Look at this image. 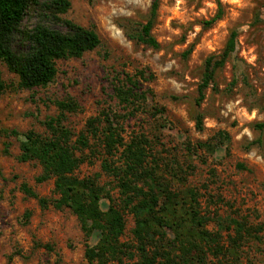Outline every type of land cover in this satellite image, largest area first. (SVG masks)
<instances>
[{
    "label": "rangeland",
    "instance_id": "rangeland-1",
    "mask_svg": "<svg viewBox=\"0 0 264 264\" xmlns=\"http://www.w3.org/2000/svg\"><path fill=\"white\" fill-rule=\"evenodd\" d=\"M152 1L70 0L65 17L93 28L100 46L81 58L58 61L54 81L44 88L0 95V264H87L84 250L94 241L84 237L68 209L50 204L43 209L23 193L25 185L38 198H57L53 180L36 183L41 170L35 162L16 159L21 138L2 131L41 133L40 122L56 114L53 102L70 97L81 110L68 114L66 124L77 133L102 109H119L113 88L125 75L138 79L146 104L123 122L124 140L144 134L158 143L157 150L163 146V155L168 152L183 165L186 185L197 191L200 211L210 219L206 228L220 234L223 250L233 236L226 229L230 220L248 229L260 227L240 243L237 256L239 264H264V128L256 127L264 123V0H158L151 29L157 50L126 37L137 24H145ZM218 4L221 19L205 28ZM231 31L237 33L233 57L216 71L214 85L196 105L204 62L221 53ZM139 71L145 78L138 77ZM0 72L6 83L16 82L1 63ZM197 115L202 116L201 131L195 126ZM219 133L226 139L219 140ZM196 143L214 144V152L193 149ZM99 170L95 161L76 175ZM125 221L124 242L133 228L130 215ZM208 260L218 264L211 253Z\"/></svg>",
    "mask_w": 264,
    "mask_h": 264
},
{
    "label": "trees",
    "instance_id": "trees-1",
    "mask_svg": "<svg viewBox=\"0 0 264 264\" xmlns=\"http://www.w3.org/2000/svg\"><path fill=\"white\" fill-rule=\"evenodd\" d=\"M70 9V0H0V63L16 77L15 83H6L0 72V95L8 90L44 88L54 81L58 61L81 58L100 46L93 28L65 17ZM157 9L158 0H153L145 24H137L126 37L157 50L159 44L151 35ZM221 16L218 4L215 16L203 26L209 28ZM236 37V31H231L221 53L205 60L196 105L214 85L216 71L233 57ZM124 77V82L113 88L119 109H102L77 133L66 124L68 114L81 110L70 97L53 102L56 114L40 122L41 133L32 129L2 131L7 137L21 138L16 159L35 162L41 170L36 183L53 180L57 198H38L25 185L23 193L37 199L43 209L50 204L75 216L84 237L94 241L84 250L87 264H209L208 253L218 264H239L240 243L262 229H248L245 223L230 220L226 229L233 236H228L230 246L223 250L220 234L206 228L210 219L200 211L197 191L186 185L188 172L183 165L168 152L163 155V146L157 150L158 143L144 134L124 140L123 122L146 104V92L140 89L138 79ZM138 77L145 78V72L139 71ZM195 126L202 130L201 115L195 117ZM256 127L262 130L264 123ZM226 137L218 134L219 140ZM189 148L190 144L186 150ZM195 148L213 153L215 145L196 143ZM95 161H99L100 172L76 175L82 165ZM126 215L132 217L133 228L130 240L124 242Z\"/></svg>",
    "mask_w": 264,
    "mask_h": 264
}]
</instances>
